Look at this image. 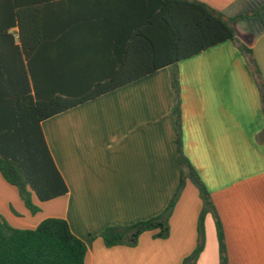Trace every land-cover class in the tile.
Here are the masks:
<instances>
[{
  "label": "crops",
  "instance_id": "1",
  "mask_svg": "<svg viewBox=\"0 0 264 264\" xmlns=\"http://www.w3.org/2000/svg\"><path fill=\"white\" fill-rule=\"evenodd\" d=\"M232 18L264 0H199ZM227 41L182 60L179 81L184 154L203 179L223 225L228 264H264V114L261 92L239 43L253 51L264 81V12L234 24ZM170 68L104 94L41 124L67 194L40 201L33 214L0 173V218L35 229L65 219L88 248L85 264H182L197 246L203 207L187 180L169 238L145 232L135 247H106L104 229L162 214L180 179ZM197 264H220L215 219L205 220ZM96 237V238H93Z\"/></svg>",
  "mask_w": 264,
  "mask_h": 264
},
{
  "label": "trees",
  "instance_id": "2",
  "mask_svg": "<svg viewBox=\"0 0 264 264\" xmlns=\"http://www.w3.org/2000/svg\"><path fill=\"white\" fill-rule=\"evenodd\" d=\"M229 18L199 0H0V173L17 187L26 207L49 201L68 188L49 152L41 124L67 110L170 68L175 96V146L180 170L166 210L132 225L107 227L99 235L108 248L135 247L145 232L171 233L170 217L186 186L200 191L203 210L195 251L182 264H197L204 250V219H215L220 264H228L225 234L211 195L184 154L178 65L223 42H238L234 24L259 17ZM261 92L264 81L253 51L239 43ZM96 238V237H93ZM86 243L62 218L35 229L12 227L0 218V264H85Z\"/></svg>",
  "mask_w": 264,
  "mask_h": 264
},
{
  "label": "rangeland",
  "instance_id": "3",
  "mask_svg": "<svg viewBox=\"0 0 264 264\" xmlns=\"http://www.w3.org/2000/svg\"><path fill=\"white\" fill-rule=\"evenodd\" d=\"M201 180L203 181V179L201 178ZM203 183H204V181H203ZM194 184V183H193ZM204 185H205V183H204ZM194 186H195V188H197V186L194 184ZM205 187H206V189H207V191H208V193L211 195V193H210V191L208 190V188H207V186L205 185ZM197 190H198V193H199V198L201 199V195H200V191H199V189L197 188ZM201 201H202V199H201ZM202 203H203V201H202ZM169 205V204H168ZM168 207V206H167ZM202 210H203V207H202V209H201V211H200V213H199V216H198V221H197V230H198V235H199V222H200V216H201V212H202ZM173 216V215H172ZM172 216L170 217V220H171V218H172ZM205 220H206V217H205V219H204V228H205ZM171 227V226H170ZM205 230V229H204ZM216 231H217V229H216ZM205 237H206V231H205ZM198 240H199V237H198V239H197V246H198ZM197 246H196V248H197ZM195 248V249H196ZM195 251V250H194Z\"/></svg>",
  "mask_w": 264,
  "mask_h": 264
}]
</instances>
